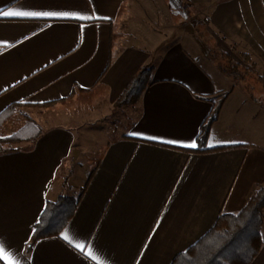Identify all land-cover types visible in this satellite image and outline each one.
I'll use <instances>...</instances> for the list:
<instances>
[{
    "label": "crops",
    "instance_id": "crops-1",
    "mask_svg": "<svg viewBox=\"0 0 264 264\" xmlns=\"http://www.w3.org/2000/svg\"><path fill=\"white\" fill-rule=\"evenodd\" d=\"M261 2L0 0V12L54 13L0 15V115L17 106L0 120V138L24 115L42 129L0 152V247L13 264H171L243 207L264 183V70L249 77L261 86L252 99L209 54L212 42L249 70L244 53L264 68ZM146 65L139 100L116 107ZM230 88L209 140L230 147L195 153L211 111L202 98ZM82 188L61 234L32 242L46 202ZM250 264H264V242Z\"/></svg>",
    "mask_w": 264,
    "mask_h": 264
},
{
    "label": "trees",
    "instance_id": "trees-1",
    "mask_svg": "<svg viewBox=\"0 0 264 264\" xmlns=\"http://www.w3.org/2000/svg\"><path fill=\"white\" fill-rule=\"evenodd\" d=\"M196 36L201 39V34L198 31ZM210 49L212 51L209 54V60L232 82H236L237 78H241L245 90L254 99L251 92L254 90V85L250 82L249 77L261 79L262 76H258L238 64L228 54L214 45H211ZM242 57L245 63L250 62L249 55L242 54ZM251 65L254 66L253 63ZM151 72V65L139 68L118 96L115 106L134 105L145 88L150 84ZM232 90L230 88L229 90L217 92L211 97L202 98L211 104V111L199 128L194 149L195 153H205L215 149L230 147L211 148L209 147V140L211 128L217 121L221 108ZM16 109V105L8 107L1 113L0 120L15 114ZM24 118V125L18 131L6 138H0V152L17 149L12 146L23 142H34L41 135V127L29 115H24ZM6 145L8 147H5ZM82 193L83 188L78 191L76 196L63 195L56 200H48L34 226L32 242L60 235L66 224L73 217ZM263 210L264 183L255 188L239 211L221 214L213 226L187 250L177 254L171 264H250L259 254L264 242Z\"/></svg>",
    "mask_w": 264,
    "mask_h": 264
},
{
    "label": "rangeland",
    "instance_id": "rangeland-1",
    "mask_svg": "<svg viewBox=\"0 0 264 264\" xmlns=\"http://www.w3.org/2000/svg\"><path fill=\"white\" fill-rule=\"evenodd\" d=\"M196 4H193V3H191V15H194V11H193V8L195 9V10H197L196 9ZM261 7H262V9H261V14L263 15V17H264V0H262V2H261ZM203 24H204V22H200V20H198L197 21V19L195 18L194 19V22H193V27L195 28V30H196V32L198 31L200 34H201V39L199 40V41H201L202 40V43L204 44V39H203V33H201V32H203ZM201 31V32H200ZM204 40V41H203ZM211 44L212 45H214L212 42H211ZM211 49H210V54H211ZM244 54H246V53H244ZM248 55V54H247ZM250 57V56H249ZM243 58V57H242ZM248 64H250V71L253 73V72H255V74H257V73H261V71L262 70H264V68L262 67V66H259L258 68L254 65V66H252L251 64V58H250V62H247ZM247 68V67H246ZM248 70H249V68H247ZM256 71H258V72H256ZM245 83V82H244ZM234 84H236V85H242L241 84V78H237V80H236V82L234 83ZM246 85V84H245ZM249 86L250 87H252L250 84H249ZM258 88V89H257ZM256 89H254V91H257L258 93L260 92V88H261V86L260 87H257ZM94 165L95 164H87L86 166H85V168H84V171H88V172H84V173H86V174H88L89 173V168L90 169H93V167H94Z\"/></svg>",
    "mask_w": 264,
    "mask_h": 264
},
{
    "label": "snow or ice",
    "instance_id": "snow-or-ice-1",
    "mask_svg": "<svg viewBox=\"0 0 264 264\" xmlns=\"http://www.w3.org/2000/svg\"><path fill=\"white\" fill-rule=\"evenodd\" d=\"M0 15L2 16H38V15H54V13H26V12H10V11H4L0 12ZM192 147H195V144L191 145ZM65 239H69V237L66 235ZM76 247L83 250L84 245L83 244H77ZM89 255H91V252H89ZM0 259H6L8 261V264H13L11 259L7 256L4 249L0 247Z\"/></svg>",
    "mask_w": 264,
    "mask_h": 264
}]
</instances>
